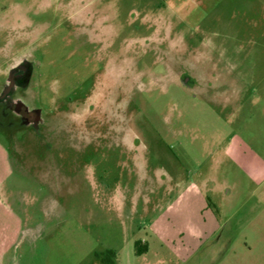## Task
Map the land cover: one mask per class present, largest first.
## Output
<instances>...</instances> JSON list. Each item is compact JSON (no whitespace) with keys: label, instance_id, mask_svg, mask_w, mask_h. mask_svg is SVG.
Masks as SVG:
<instances>
[{"label":"rangeland","instance_id":"obj_1","mask_svg":"<svg viewBox=\"0 0 264 264\" xmlns=\"http://www.w3.org/2000/svg\"><path fill=\"white\" fill-rule=\"evenodd\" d=\"M0 192L14 264H264V0H0Z\"/></svg>","mask_w":264,"mask_h":264},{"label":"crops","instance_id":"obj_2","mask_svg":"<svg viewBox=\"0 0 264 264\" xmlns=\"http://www.w3.org/2000/svg\"><path fill=\"white\" fill-rule=\"evenodd\" d=\"M17 221L16 211L0 192V264H14V230Z\"/></svg>","mask_w":264,"mask_h":264},{"label":"flooded vegetation","instance_id":"obj_3","mask_svg":"<svg viewBox=\"0 0 264 264\" xmlns=\"http://www.w3.org/2000/svg\"><path fill=\"white\" fill-rule=\"evenodd\" d=\"M191 80H192V78L191 77H188L186 81H189L190 82ZM21 114H23V116H24L23 118H28V120L30 122L34 121V118H35L34 115H32V114H30V113H28L26 111L21 112Z\"/></svg>","mask_w":264,"mask_h":264}]
</instances>
